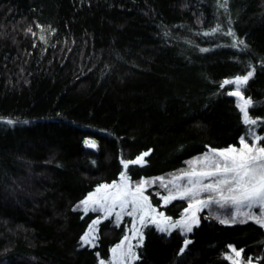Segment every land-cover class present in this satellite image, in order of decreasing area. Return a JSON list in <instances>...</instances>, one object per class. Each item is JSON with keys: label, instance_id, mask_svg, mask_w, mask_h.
I'll list each match as a JSON object with an SVG mask.
<instances>
[{"label": "trees", "instance_id": "obj_1", "mask_svg": "<svg viewBox=\"0 0 264 264\" xmlns=\"http://www.w3.org/2000/svg\"><path fill=\"white\" fill-rule=\"evenodd\" d=\"M253 68L243 94L264 138V0H0V264L107 260L123 225L83 245L97 214L77 205L143 153L133 181L240 146L249 127L223 84ZM153 201L174 221L188 206ZM143 232L133 264H236L233 249L264 264L252 221L202 214L187 247L177 229Z\"/></svg>", "mask_w": 264, "mask_h": 264}, {"label": "snow or ice", "instance_id": "obj_2", "mask_svg": "<svg viewBox=\"0 0 264 264\" xmlns=\"http://www.w3.org/2000/svg\"><path fill=\"white\" fill-rule=\"evenodd\" d=\"M231 34V33H229ZM241 43H243L241 41ZM255 69L248 71L246 75H238L234 80H226L224 84H235L237 85V90L229 92L228 95L240 96L243 99L242 93L239 91V86L246 85L250 78L253 77ZM252 102L250 99H244L243 104L240 105L241 111L243 113V122L246 125H256L258 123L257 119H253L249 116L248 105ZM9 124L13 121L9 120ZM249 134L254 135V130L249 129ZM262 137H256L255 141L250 144L244 137L240 138L241 148L229 147L222 151L212 150V155H205L197 163L203 164V168L200 171L193 169L190 172L184 173L187 176L189 187L184 188L177 194H169L165 197V202L167 203L170 199L177 198H193V203L189 205V208H195L197 211L201 210L203 207L216 203L221 207L225 205L232 204L236 205L239 210V206H247L249 208L253 206L264 207V145H259ZM89 146L94 147L95 144L90 142ZM148 153H143L141 156L137 157L136 160L130 161L133 164L144 163V157ZM127 167V163L125 164ZM195 177L196 179H193ZM183 178V177H181ZM122 180H125L123 185H101L100 188L96 189V193L88 196L87 199L82 201L85 206V211L88 210L89 204L97 205L106 214L111 213L113 208L118 203L123 210L129 203H131L134 208L133 211L137 209L144 212L147 215L148 208L151 206L147 204L148 198L143 195V183L138 184L133 190L127 183L126 177L122 176ZM205 180H211L209 183H204ZM146 183V182H144ZM112 189V191H109ZM103 192V195L97 196ZM214 193L217 198L209 195L207 199H196L201 193ZM147 205V207H146ZM95 210V209H94ZM155 211V209H152ZM132 215V212L128 213ZM163 217V214H160ZM249 219H255L257 224L264 226V217L253 216L251 213L244 214ZM167 219V218H164ZM191 223L187 220L183 221V227L186 228L188 232L192 231V224L198 223V219L195 217V212L192 213ZM144 216H141V222L143 223ZM155 222V220L153 221ZM94 223H99L95 221ZM220 223H229L228 220L221 219ZM181 222L172 224V227L180 226ZM165 229H161L164 231ZM93 228H89V233H86L82 240L85 244H91V239L89 238L90 233ZM191 243V241H185V247ZM121 246L118 245L117 248L112 249L114 256L117 253V249ZM236 256H240V252L233 249ZM131 252L129 248L127 251L120 252V258L123 260ZM134 255V254H133ZM231 258V257H230ZM103 264V261H101Z\"/></svg>", "mask_w": 264, "mask_h": 264}, {"label": "rangeland", "instance_id": "obj_3", "mask_svg": "<svg viewBox=\"0 0 264 264\" xmlns=\"http://www.w3.org/2000/svg\"><path fill=\"white\" fill-rule=\"evenodd\" d=\"M234 79L235 78L229 79V80H234ZM244 86L245 85L239 86V91L242 93L243 99H241L240 96H234L237 100V104L242 114V118H243V113L241 111L240 105L243 104L244 99H247L243 94ZM223 87L228 89L229 92H233L237 90V85L235 84H223ZM250 105H248V110H249ZM257 126H258V123L256 125H248L249 129L254 130V135H250L248 131L247 136L244 137L245 140L250 144H252L255 141L256 137H259V135L257 134ZM241 147H242L241 144L238 147L236 146V148H241ZM212 150L214 149H211L202 155H199V156H196L194 158L187 160L185 164L175 172L159 175L156 177H146V178H142L136 181H133L130 179L129 174H128L129 163H127V167H125V164H126L125 162L123 164V170L121 174L119 175V178L110 184H102V185H114V184L123 185L125 183V180L121 179L122 176L126 177L127 183L133 190H135L138 184L143 183V195L148 198L147 204L151 206L150 208H148L147 215H145L144 212L139 209H137L136 211H133L134 206L131 203H129L126 207H124L123 210L121 209L120 205L117 203L116 206L111 211V213H108V214H106L102 209H100L99 206L92 205V204H89L88 210L85 211V206L82 204V201L87 199L89 195L96 193V189L101 187V185H99L94 191L89 193L77 205V207L85 213L93 212L97 214L96 217L93 219V221L89 225V228L90 227L93 228V231L90 233V236H89L92 242L91 244H85L83 240H81L82 244L88 245L91 247L95 246L98 225L106 219H111L114 224L118 226L123 225L124 227L123 237L121 238L119 243L116 244L113 248H117L118 245H120L121 247L117 249V253L115 256L111 250L110 257L107 260H101V261H103V264H133L138 254L137 248L142 244V241L144 238V232H143L144 228H146L147 226L152 225L156 227L159 231H161V229L163 228L165 229L163 232H171L172 230L177 229L181 233H183L185 236H187L185 239L186 241V240H189L188 239L189 232L186 230L185 227H183L182 222L187 220L189 223H191L190 218L192 217L193 212H195V217L198 219V223L192 224V229L197 224H199L202 214H205L206 217H211L218 221H220L221 219H225V220H228L229 223L242 222V221L243 222L252 221L256 223L255 219H249L244 214L251 213L253 216L264 217V207L253 206L249 208L247 206L242 205V206H239V210H238L236 205L228 204V205H225L224 207H221L220 205L216 203H212V204H209L203 207L201 210L197 211L194 207L189 208V205L193 203V198L188 197V198L182 199L187 202L188 206L183 210L181 217L178 220L174 221L168 218L164 219L166 218L164 211L159 210V207L154 203L153 194H155L161 200V205H167L171 201L175 200V199H170L166 203L164 198L169 196L170 193L177 194L179 191L183 190L184 188L189 187V183H188L189 178L187 176H184L183 174L190 172L193 169H195L196 171H200L204 166L203 164L197 163V161L201 160L206 154L212 155L213 154ZM222 150H225V149H217V151H222ZM144 163H145V159H144ZM144 163L139 164V165H143ZM193 179H196V178L193 177ZM209 182H211V180L204 181V183H209ZM109 191H112V189H109ZM100 195H103V192H101L100 194H97V196H100ZM209 195H212L218 199V197H216L214 193H206V192L201 193L198 197H196V199H201V200L207 199ZM177 199H181V198H177ZM152 209H155V211H152ZM129 212H132L133 214L129 215L128 214ZM161 213L163 214V217H161L160 215ZM141 216H144L143 223L141 222ZM97 220L99 221V223H94ZM154 220L155 222H153ZM177 222H181L180 226H177V227L171 226L172 224H176ZM89 228L87 229L86 233H89ZM129 248L131 249V252L127 255L126 258L122 260L119 255L120 252L127 251ZM229 258L236 264H253L252 262H244L242 259V255L240 254V256L237 257L236 253L233 250L231 254L229 255ZM101 261H100V264H101Z\"/></svg>", "mask_w": 264, "mask_h": 264}]
</instances>
